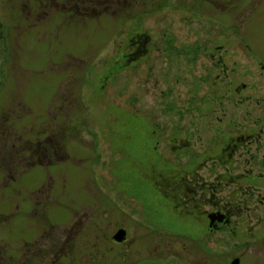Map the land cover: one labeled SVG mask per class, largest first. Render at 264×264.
<instances>
[{
  "label": "rangeland",
  "instance_id": "rangeland-1",
  "mask_svg": "<svg viewBox=\"0 0 264 264\" xmlns=\"http://www.w3.org/2000/svg\"><path fill=\"white\" fill-rule=\"evenodd\" d=\"M111 1L0 0V264H259L264 204L204 241L172 195L242 132L264 192V0Z\"/></svg>",
  "mask_w": 264,
  "mask_h": 264
},
{
  "label": "flooded vegetation",
  "instance_id": "flooded-vegetation-1",
  "mask_svg": "<svg viewBox=\"0 0 264 264\" xmlns=\"http://www.w3.org/2000/svg\"><path fill=\"white\" fill-rule=\"evenodd\" d=\"M106 10H108V7ZM93 11L96 12L97 10L94 9ZM140 38L141 37H135L134 42H132L139 44L142 41H139ZM138 44V52H142V46L140 47ZM143 52H145V49ZM196 133L197 131L192 130L190 134L186 133L187 136L184 142L185 152H190L192 149H195L196 145L202 140L201 136L199 134L196 135ZM230 139V142H228L225 147H222L221 153L215 157H209V161H206L208 159L188 161V164L194 168L188 170V173L183 177L181 182L184 185L180 188L177 187L180 190L183 189L182 194L174 192L172 195V201L176 202V204L184 209V214H187L188 217L197 218V221L202 223L199 235L203 236L204 241L208 235L218 236L220 234H226L233 239V237L238 235L237 229L239 227L240 216L246 214L247 218H250L252 214L257 212L256 210L258 207H263L264 204V197L263 199L261 197L264 192H260L261 188L256 187L253 183L246 184V182L254 181L255 179L253 168L245 173L238 174V161L236 158L242 157L243 159V155L246 153L249 156V159L247 156L248 165H251L252 161L255 162L257 155H255L252 147L256 145V151L260 150V148H258V145L261 144L260 138L255 134H246L242 132L235 137L232 136ZM47 142L49 144L50 141L47 140ZM200 144L202 145V143ZM58 145V142L54 143L56 155H58ZM45 150H47V148ZM233 159L236 160L234 165L232 163ZM262 159H264V155ZM207 162L211 163L210 168H206ZM257 175L262 176L261 173ZM207 176L213 177V180L206 179ZM255 197L259 198L257 205H255L256 202H254ZM250 229L252 231L256 228L251 226ZM187 237L191 236L187 234ZM126 238L127 232L122 242H125L127 240ZM114 242L119 244L115 239ZM203 244L200 252H207L205 242H203ZM249 244L250 248L253 250L252 252L264 253V233L252 232ZM256 247H258V249H256L257 251L255 250ZM235 260H239L240 264V259L238 257L234 258L233 262ZM233 262L231 261V263ZM258 263L264 264V260Z\"/></svg>",
  "mask_w": 264,
  "mask_h": 264
},
{
  "label": "trees",
  "instance_id": "trees-1",
  "mask_svg": "<svg viewBox=\"0 0 264 264\" xmlns=\"http://www.w3.org/2000/svg\"><path fill=\"white\" fill-rule=\"evenodd\" d=\"M112 2H115V1L112 0L111 3H112ZM119 2H120V1H119ZM103 4H104V2H103ZM108 9H109V7H108ZM103 11H105V10H103ZM91 14H97V13H96V12H92ZM83 16H86V15H83ZM47 140L50 141V142H52L51 144H53V146H54V143H55L56 141H53L52 138H48ZM39 145H40V143H39ZM41 146H42V145H41ZM22 149H24V148H22ZM45 149H46V148H45ZM45 151H46V152H45ZM45 151H44L43 154L46 156V155H47V154H46V153H47V150H45ZM9 152H10V151H9ZM9 152H6V151L4 152V153H5V157H3V162H4V163L8 162V158H7V157H9V158L12 157V156L9 155ZM17 152H18V151H17ZM19 152H20V153H19ZM19 152H18L19 154H17V156H15V157H13V158H15V159H17V160H21L20 155H22L21 153H23V150H20ZM11 153H12V152H11ZM45 156H44V158H46ZM30 162H31V161H30ZM30 162H28V165L30 164ZM29 166H30V165H29ZM26 168L28 169V168H31V167H26Z\"/></svg>",
  "mask_w": 264,
  "mask_h": 264
},
{
  "label": "water",
  "instance_id": "water-1",
  "mask_svg": "<svg viewBox=\"0 0 264 264\" xmlns=\"http://www.w3.org/2000/svg\"><path fill=\"white\" fill-rule=\"evenodd\" d=\"M126 237V231L124 229H120L115 235L114 239L117 242H122ZM232 264H239V260H235Z\"/></svg>",
  "mask_w": 264,
  "mask_h": 264
}]
</instances>
